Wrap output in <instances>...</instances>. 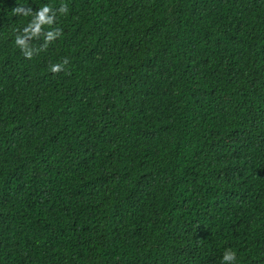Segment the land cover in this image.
Instances as JSON below:
<instances>
[{
  "label": "trees",
  "instance_id": "16d2710c",
  "mask_svg": "<svg viewBox=\"0 0 264 264\" xmlns=\"http://www.w3.org/2000/svg\"><path fill=\"white\" fill-rule=\"evenodd\" d=\"M226 251L264 264V0H0V264Z\"/></svg>",
  "mask_w": 264,
  "mask_h": 264
},
{
  "label": "clouds",
  "instance_id": "9594fccd",
  "mask_svg": "<svg viewBox=\"0 0 264 264\" xmlns=\"http://www.w3.org/2000/svg\"><path fill=\"white\" fill-rule=\"evenodd\" d=\"M15 15L31 16L32 19L23 27L16 30L15 45L22 51L25 58L31 59L35 53H38L42 49H46L49 42L53 41L62 34L60 28L53 29L47 32L45 43L41 48H33L30 44L32 37L39 36L43 31L44 25H53L56 20V14L59 12L61 15H65L68 12V6L61 4L58 9H53L50 5H43L39 7L35 12L30 7L17 5L12 9ZM69 63L67 57H65L61 63L50 65V71L53 74L60 73L65 70V66ZM236 259V254L233 251H226L223 256L225 264H232Z\"/></svg>",
  "mask_w": 264,
  "mask_h": 264
}]
</instances>
